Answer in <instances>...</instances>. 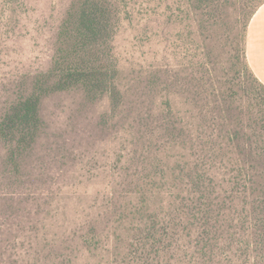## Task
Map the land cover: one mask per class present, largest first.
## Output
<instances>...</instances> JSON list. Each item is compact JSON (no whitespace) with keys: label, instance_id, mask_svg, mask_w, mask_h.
Returning <instances> with one entry per match:
<instances>
[{"label":"rangeland","instance_id":"rangeland-1","mask_svg":"<svg viewBox=\"0 0 264 264\" xmlns=\"http://www.w3.org/2000/svg\"><path fill=\"white\" fill-rule=\"evenodd\" d=\"M85 1L0 0V115L43 93L35 141L0 138V264H264V178L236 171L227 138L242 103L264 116L243 66L261 0H94L109 91L44 92Z\"/></svg>","mask_w":264,"mask_h":264},{"label":"trees","instance_id":"trees-1","mask_svg":"<svg viewBox=\"0 0 264 264\" xmlns=\"http://www.w3.org/2000/svg\"><path fill=\"white\" fill-rule=\"evenodd\" d=\"M263 1L261 0L256 7ZM105 10L104 5L87 0L74 5L67 12L58 35L62 45L58 48L50 69L35 80L36 86L41 82L46 83L44 92L80 87L89 98L96 97V93L109 91L104 67L100 61L92 58L97 45L94 41L106 30ZM243 57L244 69L264 91V85L258 81L246 61L245 51ZM42 94L41 91L34 90L14 100L0 115V138L12 147L11 151L17 150L19 153L35 141L40 128L39 102ZM113 94L115 97V93ZM252 108L253 105L247 101L242 103L234 114L237 120L229 130L227 138L235 140L236 144L230 148L238 158L229 156V159L233 165L237 163L236 171L239 174L264 178V141L251 140L255 137H264V116L259 123L258 119L252 117ZM223 111L225 116L230 113L227 107ZM258 111L264 115V108H259ZM244 129L248 130L249 134L246 135Z\"/></svg>","mask_w":264,"mask_h":264},{"label":"crops","instance_id":"crops-1","mask_svg":"<svg viewBox=\"0 0 264 264\" xmlns=\"http://www.w3.org/2000/svg\"><path fill=\"white\" fill-rule=\"evenodd\" d=\"M245 57L255 77L264 85V1L249 20L245 35Z\"/></svg>","mask_w":264,"mask_h":264}]
</instances>
